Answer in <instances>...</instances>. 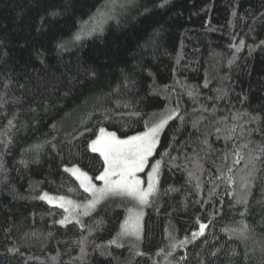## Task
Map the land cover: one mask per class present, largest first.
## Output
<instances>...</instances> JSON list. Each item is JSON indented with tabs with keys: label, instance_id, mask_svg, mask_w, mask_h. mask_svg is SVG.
<instances>
[{
	"label": "trees",
	"instance_id": "16d2710c",
	"mask_svg": "<svg viewBox=\"0 0 264 264\" xmlns=\"http://www.w3.org/2000/svg\"><path fill=\"white\" fill-rule=\"evenodd\" d=\"M161 3L0 0V264H264V161L250 188L240 182L249 149L264 146L256 130L264 128V0ZM104 13L110 20L97 33L80 34ZM177 105L144 171L161 160L140 240L109 244L134 207L125 197L106 200L83 227L56 223L64 210L38 196L90 199L64 169L77 166L96 181L103 158L88 143L100 128L124 139ZM245 138L253 143L234 164L231 149ZM169 188L176 191L164 195ZM245 191L247 204L237 203ZM200 222L209 226L194 244L159 252L169 251V235L190 237ZM245 225L243 236L227 231Z\"/></svg>",
	"mask_w": 264,
	"mask_h": 264
},
{
	"label": "snow or ice",
	"instance_id": "6c2138e0",
	"mask_svg": "<svg viewBox=\"0 0 264 264\" xmlns=\"http://www.w3.org/2000/svg\"><path fill=\"white\" fill-rule=\"evenodd\" d=\"M169 2V0H162L159 5L163 7ZM99 11V10H98ZM147 11V9H146ZM235 16L236 13L233 12ZM97 30L96 26L90 27L88 29L89 34ZM102 30V29H101ZM77 40L80 39L78 35ZM243 43V42H241ZM264 44V41H261ZM59 47L63 48L64 45ZM231 63V62H230ZM91 75H95L94 72ZM207 87V83L205 84ZM219 91V90H218ZM188 95H193L189 92ZM2 106V105H0ZM206 110V109H205ZM248 117V122L259 123V117L252 116L248 113H244ZM179 116L178 105L176 108L171 109L166 115L159 119L158 122H154L151 126H148L146 122L147 130L139 133L137 135L128 136L127 138H119L115 132H107L106 129L100 128L99 135L95 139L88 143V148L93 153H99L103 158V171L99 175L95 176V180L101 181L102 186L97 187L93 183V177L89 176L87 172L82 171L79 167L73 166L72 168H65L64 171L70 172L77 181H79L80 187L85 193H88L90 199L86 198V201L81 204L76 201L67 199L65 196H52L45 192L38 196V199L47 201L50 205L56 204V206L62 208L67 215H65L56 223L65 226L68 223L75 221L76 224H80L81 227L84 225L81 222V216H88L93 211L96 210L97 206L101 201H105L111 197H127L135 201V208L128 210V216L120 226V231L117 233L109 244H114L116 247H123L122 243L119 241L126 237H134L136 240L142 238V225L141 220L143 217V208L151 203V198L155 197L159 193V176L161 168V160H156L154 164L150 165L151 170L147 173V186H144V181L138 176L149 166V158L153 155V152L158 143L159 135L161 131L165 128L170 120ZM239 117H233V119H238ZM8 124L11 126L12 121L9 120ZM195 127V124L193 125ZM235 125H232L227 131L229 135L226 139H232V133L235 132ZM264 133V128L256 129ZM219 131V129H217ZM207 144V139L203 141ZM253 142L249 139L244 140L243 143L239 145H234L231 149V154L236 157L233 161L234 164H239L241 160L245 157L241 154V149H249V145ZM259 153L260 155H254V153ZM223 159H228V153L223 154ZM260 159L264 161V146L255 145L253 148L249 149L247 153V165L248 171L246 175L240 178V182L243 188L247 189L251 187L252 178L255 177L257 172L256 161ZM228 172H232V167H228ZM194 173L190 172L189 176H193ZM223 173L219 175H214L213 179H220ZM229 185L234 183L233 177L231 175L223 177ZM197 184L196 188H200L199 177H196ZM170 191H176V189L169 188L165 190L164 195H167ZM215 188L209 190V197L214 194ZM199 202V201H198ZM237 203L247 204V192H243L237 199ZM102 221H97V225L101 224ZM208 223H199V228L196 231L191 232V236H185L182 240L174 241V238L169 235L168 239L170 241L168 247L169 251L166 253L163 249L159 252L167 256H172L173 252L177 248H184L188 244H194L198 238L205 235V230L208 228ZM247 230L245 225L241 229H230L232 235L239 233L243 236L244 232ZM81 244L84 241H80ZM9 252L17 253L19 248H10ZM84 249L81 247V252ZM136 256L146 255L145 253L137 250L134 253ZM197 255H199L197 253ZM215 255V253H213ZM182 260H187V256L181 257ZM154 264L156 262L154 261ZM203 264V262H201Z\"/></svg>",
	"mask_w": 264,
	"mask_h": 264
},
{
	"label": "rangeland",
	"instance_id": "374dc122",
	"mask_svg": "<svg viewBox=\"0 0 264 264\" xmlns=\"http://www.w3.org/2000/svg\"><path fill=\"white\" fill-rule=\"evenodd\" d=\"M110 17L111 16H108V14H106V13H104L103 14V16H101V14H99V15H97V16H94L89 22H87L85 25H83L82 26V28H81V31H80V34L82 33H84V34H86V36H90V35H92V34H94V33H97L99 30H100V28L102 27V24L105 22V21H107V20H110ZM93 26H96V28H97V30L95 31V32H93V33H91V34H89V32H88V29L90 28V27H93ZM166 114V113H165ZM160 119V118H159ZM159 119L156 121V122H158L159 121ZM149 126H151V125H149ZM146 130H147V128H146ZM145 130V131H146ZM161 133H162V131H161ZM161 133H160V135H161ZM160 135H159V137H160ZM158 144V143H157ZM157 146V145H156ZM156 149V148H155ZM155 151V150H154ZM153 154H154V152H153ZM153 156V155H152ZM152 156L149 158V159H151L152 158ZM148 167V166H147ZM147 167L145 168V170L147 169ZM144 170V171H145ZM151 170V168H149L148 169V171H146V172H141V173H138V176L141 178V180L142 181H144L145 183H144V186L146 187L147 186V173L149 172ZM142 174H143V176H142ZM75 178V177H74ZM76 179V178H75ZM78 183H79V181H78ZM93 183H95L96 185H97V187H100V186H102V182L101 181H94L93 180ZM56 197H58V196H56ZM90 197V196H89ZM114 198H116V197H111V198H109V199H114ZM125 198H127V197H125ZM129 201H130V203H132V205H134V207L133 208H135L136 207V205H135V201H133L131 198H127ZM71 200V199H70ZM108 200V199H107ZM106 201V200H105ZM105 201H101V203L98 205V206H100L102 203H104ZM46 203H47V201H45ZM76 202H78V203H81V204H83L85 201H76ZM49 204V203H48ZM52 206H55V207H58V206H56V204H52ZM97 206V207H98ZM58 208H60V207H58ZM62 209V208H61ZM130 209H132V208H130ZM143 211H144V208H143ZM65 215H67V213H65ZM127 216H128V214H127ZM86 216H81L80 217V219L82 220L83 218H85ZM127 218V217H126ZM142 220H143V217H142ZM142 220H141V225H142ZM73 222H75V221H73ZM135 239L134 237H126V238H124L123 240H121V241H125V240H127V239ZM120 242V241H119Z\"/></svg>",
	"mask_w": 264,
	"mask_h": 264
}]
</instances>
